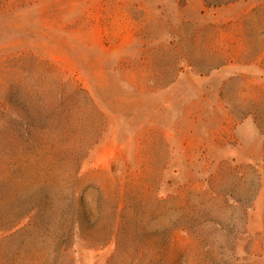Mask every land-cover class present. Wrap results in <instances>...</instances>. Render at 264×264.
I'll use <instances>...</instances> for the list:
<instances>
[{"label": "rangeland", "instance_id": "rangeland-1", "mask_svg": "<svg viewBox=\"0 0 264 264\" xmlns=\"http://www.w3.org/2000/svg\"><path fill=\"white\" fill-rule=\"evenodd\" d=\"M0 264H264V0H0Z\"/></svg>", "mask_w": 264, "mask_h": 264}]
</instances>
